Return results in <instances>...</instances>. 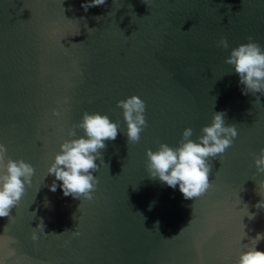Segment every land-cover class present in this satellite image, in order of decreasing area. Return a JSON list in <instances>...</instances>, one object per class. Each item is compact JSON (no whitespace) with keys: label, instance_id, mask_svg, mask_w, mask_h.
Listing matches in <instances>:
<instances>
[{"label":"water","instance_id":"95a60500","mask_svg":"<svg viewBox=\"0 0 264 264\" xmlns=\"http://www.w3.org/2000/svg\"><path fill=\"white\" fill-rule=\"evenodd\" d=\"M84 2L0 0V144L34 169L0 217V264H236L264 234L255 207L264 174L253 163L264 147V95L242 94L225 60L249 36L264 49V0H106L87 12ZM222 37L228 49L217 47ZM133 95L147 127L127 144L117 101ZM84 112L118 124L91 201L65 197L60 181L48 187L60 144L83 136L68 131ZM213 112L237 136L209 158L211 187L185 199L149 177L145 150L177 147L185 128L198 142ZM255 247L264 252V239Z\"/></svg>","mask_w":264,"mask_h":264},{"label":"clouds","instance_id":"9594fccd","mask_svg":"<svg viewBox=\"0 0 264 264\" xmlns=\"http://www.w3.org/2000/svg\"><path fill=\"white\" fill-rule=\"evenodd\" d=\"M105 2L106 0H85L81 7L87 12L89 8L102 6ZM143 2L147 4L145 0ZM246 39L248 43L231 49L225 63L232 66L239 76V83L243 85L242 94L264 95V49L254 41L253 37L249 36ZM228 46L227 39L223 37L217 42V47L222 49H228ZM67 99L64 98L65 103ZM117 107L122 109L126 123L127 144L137 143L141 132L147 127L143 115L144 101L133 95L117 101ZM52 115L59 116L60 112L53 109ZM224 116V112H213L210 125L201 128L202 135L197 137L198 142L190 139L193 134L192 129L185 128L177 147L159 143L156 151L146 149L145 168L149 177L159 179L171 188L178 186L185 199L194 200L203 195L211 187L209 158L222 156L237 136L235 125L225 126ZM75 129H82L83 136L65 140L60 144L59 153L54 156L53 162L47 169L48 175L55 177L48 187L50 191L55 192L58 186L56 181H60L59 187L65 197L91 201L99 182L93 173L104 164L101 150L106 148V141H114L117 138L118 124L111 122L106 115L84 112L74 128L69 129L68 136H76ZM6 153L7 148L4 144H0V217H9L11 210L22 197L25 186H31L34 172L29 163L19 159L13 160L7 157ZM97 160L100 161L99 165ZM253 163L256 172L264 174V147L260 148L259 156L254 158ZM257 195L261 199L255 207L264 209V180L258 184ZM248 217L254 219L255 214L249 213ZM37 228L44 231L45 224L42 218ZM72 232L74 235H79L78 232ZM31 239L37 240L35 232L32 233ZM261 239H264V234L258 233L253 240L254 246L242 251L236 264H264V252L256 250L255 247ZM9 241L15 243L11 237ZM8 254L14 255V249H9Z\"/></svg>","mask_w":264,"mask_h":264}]
</instances>
